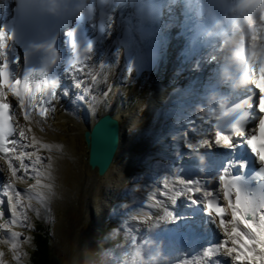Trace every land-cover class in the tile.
<instances>
[{"label":"snow or ice","instance_id":"6c2138e0","mask_svg":"<svg viewBox=\"0 0 264 264\" xmlns=\"http://www.w3.org/2000/svg\"><path fill=\"white\" fill-rule=\"evenodd\" d=\"M117 11L118 9L114 8L113 14L107 17L106 30L109 35L115 26ZM67 36L74 52L65 71L76 82L75 88L81 89L78 100L94 101L96 99L94 89L98 87L100 80L98 75L89 71L90 62L94 60L93 45L88 43L86 46H81L77 42L76 28H73ZM11 38L5 29H0V161L6 164L10 173L7 182L0 185V192L7 197L11 214V219L5 224H0V228H6L10 233L9 238L15 241L20 234L11 231L9 225L27 220L22 210L24 207L21 202L22 194L15 188V181L34 180L25 191L35 193L38 201L44 203L47 195L43 190L47 189L51 192L52 186L42 183V179L51 178L53 158L51 155L44 156L40 153L42 150L48 153L54 150L51 143L38 139L36 135H32L29 139L26 133L31 132L32 128L17 126L15 108L18 107L23 113V119L31 124L34 120L33 113L44 119L50 113L54 114L57 99L65 95V92L60 80L50 79L44 70H27L22 78H13L10 63L19 64L20 59L16 57L11 62L9 60L7 48ZM260 39L258 30L254 40ZM46 47L53 53L52 62L55 64L54 44ZM98 66L105 69L111 65L98 63ZM80 74L90 77V81ZM106 81L105 77L103 82ZM251 84L258 90V94H249L233 106L228 131L216 132L213 143L231 153L235 160H246L241 151L246 148L255 160L259 161L258 175L264 176V57L257 58L251 66ZM100 94L106 98L110 94V89L107 88ZM254 95H256L255 99ZM9 97L15 104L9 100ZM29 148L33 150H19ZM247 166L235 163L226 165L215 189L209 188L207 182L189 183L186 190L190 197L203 205L210 223L219 231L222 239L215 244H209L202 251L198 261H186V264H222L219 257L230 261L231 264H264V195L257 198L247 191L244 177L236 171ZM18 172L24 175L18 176ZM192 184L196 186L193 187ZM182 194L181 191L175 192L176 197ZM3 204L4 201L0 199V205ZM18 208L21 211L18 212ZM4 216L5 211L0 208V218ZM17 247V243L13 242L12 248Z\"/></svg>","mask_w":264,"mask_h":264},{"label":"bare ground","instance_id":"6f19581e","mask_svg":"<svg viewBox=\"0 0 264 264\" xmlns=\"http://www.w3.org/2000/svg\"><path fill=\"white\" fill-rule=\"evenodd\" d=\"M162 37H164V32L162 33ZM165 37H167V35ZM177 48L179 47L174 44L173 49L176 50ZM212 51V48H210L209 54H211ZM106 56L108 65L111 66L105 68L102 74H96L100 82L98 83V87L94 89L96 95L94 101H79L78 96L81 93V89L75 88L71 97L62 95L66 100H61L59 104H56V111L54 114L50 113L46 119L41 118L42 123L40 125L34 120L31 124L28 122V127L32 128V131L28 132L27 135L29 139L32 135H36L38 139L51 143L54 146L51 155L53 158L52 172L55 176L53 181L58 184L52 186V182H48L47 177L42 179V183L51 184L52 193L56 195L54 201L59 200L60 197H64L66 192H68L67 188L69 183L66 184L67 175L70 171L68 157L72 159L73 156L77 154L79 145H82L83 142L81 138L83 136L80 135L84 133L85 130L89 129L101 115L106 113H111L114 117L118 118L121 123L120 147L111 168L103 177H98L97 172L95 170L92 171L95 181L97 180L96 177L98 178V187L104 184L107 186L108 184L109 188L106 194L110 196H105L107 201L112 198L113 195L116 196V192L119 190V186L117 185L118 182L126 181V179L130 178V176L133 175V170L137 166V163L135 164L136 161H134V164L130 162L131 164L128 163L124 167H120L119 163L116 162V159L122 156L126 150H132V160H134L136 156H138V158L140 157L149 141L162 137L163 140L170 143L174 140V137H176L178 142H180L181 139L184 142H181L182 145L178 144V142L176 144L177 146L180 145L179 151L182 153V158L173 160V168H180V163L184 158L187 160L190 156H199L201 154V151L196 150L201 143L193 140L195 146L189 147L190 141L187 140L186 135L182 132H179L178 135H173L172 133H170V136L166 134L159 135L158 131L160 128H163L164 121L161 120L156 122L154 117H165L169 106L183 98L182 94L176 90L172 83L166 77L158 75L154 68L141 73L132 62L126 64L122 60L121 55L114 56L112 53H106ZM207 64H209V62H207ZM105 77L107 78L106 83L103 82ZM185 77H187V75H185ZM107 88L110 89V94L105 98L100 93ZM184 92L186 91L184 90ZM33 117L34 119L40 118L37 114L33 115ZM41 128H43V131H41ZM83 140L85 141L84 137ZM139 140L140 143L136 144ZM168 145L169 144H165L167 147ZM212 146L213 149L209 150L210 154H212V151L214 154L223 153L221 147L214 144L213 141ZM29 149L30 151L33 150L31 148ZM43 152L44 150H42L40 154H44ZM149 159H152V156H148V160ZM0 165L2 168L0 172L1 182L4 184L10 178V173L7 171V166L3 161H1ZM120 169L123 170L122 173ZM186 169L191 170V168L187 167ZM43 170L44 169H42V171ZM212 173L213 170L211 171V174ZM192 174L193 177L188 180L182 176L172 177L171 188L181 191L183 194L180 197H176L173 192L163 196L159 191H155L157 200H153L149 195L145 196L144 201H146L148 205L138 204L140 208L135 210L139 211V214H132L133 219L138 220L143 227H141L142 230L139 234H143L144 232L150 233L151 230L155 233L160 228L172 227L184 216L181 210L190 207V205L186 203L187 199L191 198L186 189L190 182H196L201 178L199 171L195 169H192ZM22 175H24L22 172H18V176ZM113 175H118V177L115 178ZM205 177L206 176H204V178ZM160 181L159 179V182ZM180 181H183V183H180ZM30 183L34 182L25 180L15 181V188L21 192V198L28 195L29 192L25 190ZM192 186L195 187L196 185L192 184ZM43 191L46 193L48 199L53 195L49 194L47 189ZM160 197H164V200H160ZM21 202L22 204L26 203L24 199L21 200ZM47 202L50 203L49 200H47ZM193 203L197 202L195 201ZM20 210L21 209L18 208V212ZM5 214L8 215V219L4 221L0 218V224H5L11 219L10 206L8 204ZM136 220L132 221L136 224ZM9 227L11 231L17 232V230L20 229V224L9 225ZM214 233L217 236H221L219 231H215ZM3 237H5L6 240H11L9 238L10 233L6 228H0V238ZM177 244L180 245L181 251L175 254L174 251L172 252L171 250L172 257L174 258L184 256L192 247L199 248L200 246L197 239L192 240L189 245H184L182 241L177 242ZM3 250L2 247L0 250V259L1 257H5L3 255ZM198 253H200L199 255L197 254L198 259L193 258V261L199 260L202 253L200 251ZM151 255H154L153 252ZM6 257H8V255ZM1 263L3 262L1 261ZM127 263L135 264V261L134 259H129Z\"/></svg>","mask_w":264,"mask_h":264},{"label":"rangeland","instance_id":"374dc122","mask_svg":"<svg viewBox=\"0 0 264 264\" xmlns=\"http://www.w3.org/2000/svg\"><path fill=\"white\" fill-rule=\"evenodd\" d=\"M80 136L84 137V133ZM83 137H80L83 143L79 145L77 154H75L72 159L68 157V163L70 165V171L66 181V184L69 183L67 188L68 192H66L64 197H60L59 200L54 201L56 195L52 193L51 190L49 194L53 195L50 196L49 199L47 198L50 203L46 200L44 203L33 202L24 205L26 207L25 215L27 216V220L20 223L23 229L17 230L20 234L19 237H17L15 241L10 240V242H7L6 238H0V250L3 247V255L5 256L1 257L0 264L27 263L30 258L29 251L33 246L32 234L36 226L42 225L50 231L56 264H76L78 260L82 259V255L89 250L92 242L97 240V233L99 231L97 228L106 229L105 218L109 212L110 206H113V209L109 213L112 214L114 219H117V223L111 228V232L107 231L112 245L109 246L106 253H104L108 255L103 258L102 262L99 261L98 263L121 264L127 254L132 251L133 241L137 239L136 233H138L140 237L145 235L146 232L139 234L143 227L138 220L133 219L132 216V214H139V211L135 209H139L140 206L135 209H131V206H135L136 204L148 205L144 199L145 196L149 194H141V192L149 190L150 188L144 185L146 182H143L141 186L133 190H128V188L124 186L127 179L123 181L124 183L121 185L120 181L117 184L119 186V190L116 192L117 201L116 203L112 202L108 205L107 203L114 200V195L107 201L105 196H108L106 194L109 188L108 184V187L106 184L100 187L97 186L98 178L96 177L97 180L95 181L94 173H92L93 170L90 169L88 165V150ZM43 153L42 155L47 156L52 155L53 151L48 153L44 150ZM132 157L133 152H130L127 153V155L124 154V156L118 157L116 162L119 163L120 167H124L130 162L134 164L136 159L132 160ZM150 171L157 173L156 165H152ZM120 172L122 173L123 170L120 169ZM135 173L137 172L135 171ZM118 175H113V177L116 178ZM54 178L53 172L51 178H47L48 182H52V186L58 184L53 181ZM141 180L139 174L134 177L135 183ZM161 191L163 192L165 190L163 189ZM126 192L130 194V198L128 199L125 197ZM137 196L141 199H137ZM132 197H137L134 198L136 202ZM104 212L105 214H103ZM132 220H136L137 223L135 224ZM119 227H124L125 230L120 231ZM127 229L129 230L127 231ZM13 242L18 245L16 249L12 248ZM153 254L155 255L154 252ZM7 255L8 257H6ZM129 259H134L135 261V258ZM129 259H127V261ZM1 261L3 263H1Z\"/></svg>","mask_w":264,"mask_h":264},{"label":"water","instance_id":"95a60500","mask_svg":"<svg viewBox=\"0 0 264 264\" xmlns=\"http://www.w3.org/2000/svg\"><path fill=\"white\" fill-rule=\"evenodd\" d=\"M90 169L103 177L111 168L120 147L121 124L111 113L101 115L84 131Z\"/></svg>","mask_w":264,"mask_h":264},{"label":"trees","instance_id":"16d2710c","mask_svg":"<svg viewBox=\"0 0 264 264\" xmlns=\"http://www.w3.org/2000/svg\"><path fill=\"white\" fill-rule=\"evenodd\" d=\"M92 242L89 250L82 255V259L76 264H96L103 258L108 245L103 242L101 235ZM32 249L29 251L30 258L26 264H56V257L53 254V246L50 231L45 226H37L32 234Z\"/></svg>","mask_w":264,"mask_h":264},{"label":"clouds","instance_id":"9594fccd","mask_svg":"<svg viewBox=\"0 0 264 264\" xmlns=\"http://www.w3.org/2000/svg\"><path fill=\"white\" fill-rule=\"evenodd\" d=\"M52 4V11H55L58 7L57 0H51ZM257 5H259V11L264 12V0H242L241 7L248 9L251 8L255 10L257 8ZM78 11H85L88 12L89 14L92 12L91 8H83V9H78ZM254 21H250L247 18H245L244 23H252ZM241 52L240 49H237L236 52L233 53V57L236 61L242 62L243 59L245 58L243 55L239 54ZM248 83V80L246 76L242 73L239 77V79L236 81V84L234 86L237 87H243ZM137 256H141V253L138 251L136 253Z\"/></svg>","mask_w":264,"mask_h":264}]
</instances>
